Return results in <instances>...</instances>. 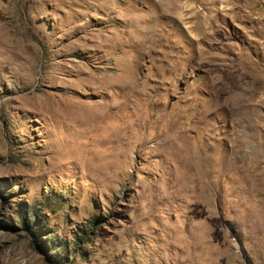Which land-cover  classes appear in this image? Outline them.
Here are the masks:
<instances>
[{
	"label": "rangeland",
	"instance_id": "374dc122",
	"mask_svg": "<svg viewBox=\"0 0 264 264\" xmlns=\"http://www.w3.org/2000/svg\"><path fill=\"white\" fill-rule=\"evenodd\" d=\"M0 264H264V0H0Z\"/></svg>",
	"mask_w": 264,
	"mask_h": 264
},
{
	"label": "trees",
	"instance_id": "16d2710c",
	"mask_svg": "<svg viewBox=\"0 0 264 264\" xmlns=\"http://www.w3.org/2000/svg\"><path fill=\"white\" fill-rule=\"evenodd\" d=\"M34 217L36 218V214H34ZM24 225L32 232V233H37L36 231V227L38 228V225L35 223V224H32L30 222H25Z\"/></svg>",
	"mask_w": 264,
	"mask_h": 264
}]
</instances>
